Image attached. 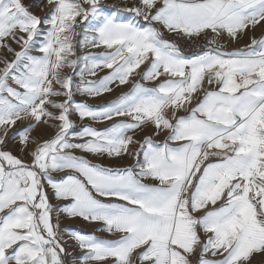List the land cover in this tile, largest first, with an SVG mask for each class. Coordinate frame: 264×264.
Here are the masks:
<instances>
[{
	"label": "snow or ice",
	"instance_id": "1",
	"mask_svg": "<svg viewBox=\"0 0 264 264\" xmlns=\"http://www.w3.org/2000/svg\"><path fill=\"white\" fill-rule=\"evenodd\" d=\"M46 7L40 17L22 0H0V264H64L54 211L118 234L72 232L83 264H193V256L197 264H251L264 254V37L234 51L217 43L261 25L264 0H139L108 15L99 0ZM156 25L203 34L209 48L185 57ZM77 45L109 51L77 56ZM102 69L109 74L85 79ZM117 82L132 87L107 104L73 99L102 96ZM72 115L111 123L76 130ZM40 124L56 131L31 137ZM147 125L165 141L129 134ZM16 137L29 159L6 150ZM77 152L135 163L106 167ZM45 182L68 203L54 209Z\"/></svg>",
	"mask_w": 264,
	"mask_h": 264
},
{
	"label": "rangeland",
	"instance_id": "2",
	"mask_svg": "<svg viewBox=\"0 0 264 264\" xmlns=\"http://www.w3.org/2000/svg\"><path fill=\"white\" fill-rule=\"evenodd\" d=\"M22 2L25 4V6H28L30 11L33 12V14L44 17L49 12V8L46 7L47 0H22ZM100 6L103 9L104 13L106 15L111 14L113 11L119 8L123 7H131L134 4H139V0H99ZM87 6V5H85ZM119 19L124 21L131 19V15L129 13L121 12L119 14ZM86 23V22H85ZM139 23L142 25H145L146 22L142 19L139 20ZM156 27L160 28L161 32L164 34L165 39L171 40V35L173 33H169L166 29L163 27H159L156 25ZM78 31H82L81 29H78ZM250 32V30H249ZM214 36V35H213ZM82 37L78 36L76 39L80 40ZM233 46V45H231ZM13 47L17 48L19 50V47L15 44H13ZM109 51L105 48H92V47H86L82 48L79 45L76 46V53L77 56H83L87 53H93V54H100L102 52ZM3 51L0 50V60L3 58ZM8 59H12V55H7ZM3 66V63L0 62V67ZM82 66V64H81ZM145 69V66L142 65L140 69H138V72H143ZM65 72L71 74L70 69H64ZM76 72H79V68L76 69ZM109 69H102L97 70V73L95 76H89L87 73H85V79L87 80H98L99 78L109 74ZM133 80L139 81L140 77L135 76L132 78ZM163 79V77L161 78ZM74 80L76 83H79L80 77L79 75H74ZM143 83V81H141ZM147 86H155V83L157 82H146ZM207 87V85H205ZM132 87V83L125 84V85H118V82L116 84L112 85V91L106 92L102 96L99 97H89L87 95H80L77 94L73 97V99L76 102H86L89 105L93 107L101 106L104 104H107L113 100H115L117 97H119L121 94L126 93L130 90ZM59 99H64L59 98ZM186 113L180 112L178 115H185ZM71 119H73L76 122V130H79L83 125L90 124L98 129H103L111 122H93L90 120H84L80 121L78 116L72 115ZM118 119H125V118H118ZM29 121H24L23 123L17 122V124L9 131V136L11 137L14 132H17L19 129H22L27 126ZM57 123V122H52ZM56 129L50 125L40 124L31 132V137L43 140L47 139L50 136L54 134ZM130 135H134V139L143 141L146 136H150L152 140L156 143H163L166 139L165 133H160L159 135L155 134V129L152 125L144 126L143 128L136 130L134 133H129ZM34 147V146H33ZM134 148H138V145H134ZM6 150H10L13 152L14 155L21 157L22 159H29V157L25 156V154L21 151V146L18 143V137L15 139H8L7 140V146ZM77 155H84L91 163L96 164H102L106 167H130L132 166L135 161L133 160L132 156H124V157H95L91 154H85L77 152ZM63 173H55L54 176L57 178L61 177ZM45 188L47 192L49 193L50 197V203L53 206L54 209L63 207L66 203V201H59L55 199V197L52 195V189L47 185L45 182ZM57 216H59V231H60V237L62 238V243L65 248V253L62 254V259L64 260V264H83L81 257L84 255V252L79 248L78 243L71 237L72 232H80L82 234L86 235H95L101 239H109L114 240L118 238V234L113 235L109 234L106 231L98 230L102 228L101 223L99 222H90L86 221L81 217H68L66 214L56 211L53 212V223H57ZM203 236V233H201ZM193 264H197V257L193 256L191 257ZM106 264H112V261L109 260L106 262ZM251 264H264V254H253V257L251 258Z\"/></svg>",
	"mask_w": 264,
	"mask_h": 264
},
{
	"label": "built area",
	"instance_id": "3",
	"mask_svg": "<svg viewBox=\"0 0 264 264\" xmlns=\"http://www.w3.org/2000/svg\"><path fill=\"white\" fill-rule=\"evenodd\" d=\"M213 33L211 31H208V38L213 37ZM171 40L175 42L179 48L181 49L182 54L185 57H192L194 55L200 54L203 51L208 50L209 45L207 43V40L203 34H201L199 37H187L183 35H177L173 33L171 35Z\"/></svg>",
	"mask_w": 264,
	"mask_h": 264
},
{
	"label": "crops",
	"instance_id": "4",
	"mask_svg": "<svg viewBox=\"0 0 264 264\" xmlns=\"http://www.w3.org/2000/svg\"><path fill=\"white\" fill-rule=\"evenodd\" d=\"M157 26L163 27L162 25ZM253 37H255L256 39L264 37V22H262L261 25H258L254 29H250V32L249 30H247L246 34L238 40H232L226 34H222L217 38V43L223 45L225 51H234L249 44L251 42V38Z\"/></svg>",
	"mask_w": 264,
	"mask_h": 264
}]
</instances>
